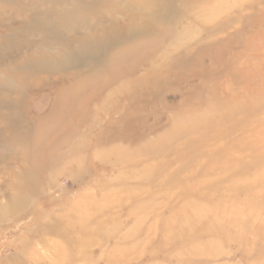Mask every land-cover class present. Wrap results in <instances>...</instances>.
Returning a JSON list of instances; mask_svg holds the SVG:
<instances>
[{"label":"rangeland","instance_id":"1","mask_svg":"<svg viewBox=\"0 0 264 264\" xmlns=\"http://www.w3.org/2000/svg\"><path fill=\"white\" fill-rule=\"evenodd\" d=\"M200 4L189 18L185 5L173 2L183 15L176 34L204 37L230 20L227 33L216 36L235 35L216 56L227 68L191 95L197 79L164 94V103L148 104L140 138L96 148L89 132L46 176L26 179L17 150L0 138V264H264V0ZM3 7L2 0L0 34L15 13ZM60 86L52 80L27 90L22 106L31 120L47 115ZM210 88L219 103L234 91L255 90L259 109L232 117L236 131L228 138L222 136L233 128L189 144L176 137L164 153L150 151L176 120L204 117ZM117 150L134 159L117 162Z\"/></svg>","mask_w":264,"mask_h":264},{"label":"bare ground","instance_id":"2","mask_svg":"<svg viewBox=\"0 0 264 264\" xmlns=\"http://www.w3.org/2000/svg\"><path fill=\"white\" fill-rule=\"evenodd\" d=\"M176 1L185 5L182 12L189 18L204 8L199 5L203 0H3V8L15 13L0 34V138L17 150L22 170L29 173L24 179L46 176L66 160L72 141L89 132L95 134L96 148L102 142H134L145 127L148 104L164 103V94L177 92L189 80L199 81L189 88L191 95L211 77L223 75L228 63L217 57L235 35L216 36L227 33L231 21L205 29L204 37H179L183 15L173 12ZM203 57L208 58L205 66ZM190 64L196 69L188 71ZM210 69L216 71L210 74ZM52 80L61 86L47 115L33 121L22 106L27 90ZM208 90L204 117L191 116L183 124L176 120L172 132L150 151L164 153L176 137L189 144L194 136L213 132L221 137L226 127L233 128L222 136L228 138L236 131L232 117L259 109L261 96L255 90L234 91L224 103ZM116 152L117 162L134 159Z\"/></svg>","mask_w":264,"mask_h":264}]
</instances>
